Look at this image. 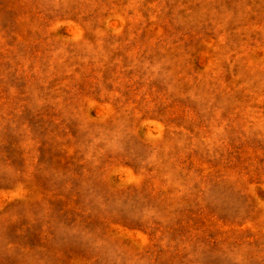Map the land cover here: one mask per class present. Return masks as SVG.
<instances>
[{
    "label": "rangeland",
    "instance_id": "rangeland-1",
    "mask_svg": "<svg viewBox=\"0 0 264 264\" xmlns=\"http://www.w3.org/2000/svg\"><path fill=\"white\" fill-rule=\"evenodd\" d=\"M0 264H264V0H0Z\"/></svg>",
    "mask_w": 264,
    "mask_h": 264
}]
</instances>
